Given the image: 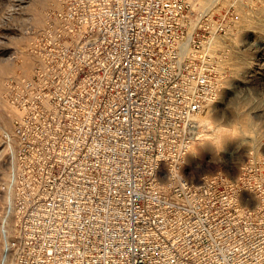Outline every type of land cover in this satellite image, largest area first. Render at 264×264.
Returning a JSON list of instances; mask_svg holds the SVG:
<instances>
[{
  "label": "built area",
  "instance_id": "built-area-1",
  "mask_svg": "<svg viewBox=\"0 0 264 264\" xmlns=\"http://www.w3.org/2000/svg\"><path fill=\"white\" fill-rule=\"evenodd\" d=\"M188 0H58L31 40L0 193V264H264V158L184 173L225 77Z\"/></svg>",
  "mask_w": 264,
  "mask_h": 264
},
{
  "label": "rangeland",
  "instance_id": "rangeland-1",
  "mask_svg": "<svg viewBox=\"0 0 264 264\" xmlns=\"http://www.w3.org/2000/svg\"><path fill=\"white\" fill-rule=\"evenodd\" d=\"M188 1L195 10L204 9L207 5L206 0H197L198 5ZM47 2L0 0V65L10 67L0 82V187L10 164L9 147L3 144L1 136L3 131L12 130L15 115L13 112L7 121V110L12 109L5 98L8 83L10 80L30 77L33 72L37 59L32 58L33 64L26 75L23 73L20 51L30 54L33 35L44 26L47 12L58 5V0ZM39 5H43L42 12L40 18H36L32 8ZM209 7L214 15H222L229 9L231 18L226 31L214 35L215 43L211 44L225 77L220 98L202 112L211 122L210 125L202 124L203 133L214 134L218 130H227L229 138L224 143L214 144L211 149L201 150L195 158L192 151L203 142V137L192 144L184 164V173L194 183L203 176L219 172L231 178L237 177L249 161L264 158V0H216ZM237 52L247 53V61L240 67V64L234 65L231 61ZM237 114L252 118V125L245 127L236 123ZM194 161L200 162L206 169L210 168V171L202 173V170H196ZM263 172L259 170L256 174ZM3 205L0 193V222ZM1 249L0 240V254Z\"/></svg>",
  "mask_w": 264,
  "mask_h": 264
},
{
  "label": "bare ground",
  "instance_id": "bare-ground-1",
  "mask_svg": "<svg viewBox=\"0 0 264 264\" xmlns=\"http://www.w3.org/2000/svg\"><path fill=\"white\" fill-rule=\"evenodd\" d=\"M38 1V0H37ZM48 0H41L42 3H46ZM216 0H206V6L204 9H207L209 10L211 7H209L213 2H215ZM53 2V1H52ZM191 2L193 3V5H198V1L197 0H191ZM38 3V2H36ZM48 3V2H47ZM46 3V4H47ZM37 5V4H36ZM43 7V5H42ZM42 7L37 6V7H33L32 8V12L35 14L34 16H39V14L42 12L41 9ZM40 9V10H39ZM31 12V13H32ZM32 13V15H33ZM33 16V18H35ZM41 16V15H40ZM39 16V18H40ZM32 18V17H31ZM37 22V20H36ZM39 22V21H38ZM264 27V25H263ZM214 37L209 39L206 43V46L208 45L209 47L211 46V44L215 43V41H213ZM30 49V48H29ZM25 50V49H24ZM22 52L21 56H22V59H23V63H22V66L24 67V70H23V73L27 75V73L29 72V69L31 67V63L33 64V62L31 60H33L32 58H36L37 59V56L34 55L32 53V51H30V54L27 52V51H20V53ZM231 61L232 63L235 65V64H240L238 67H240L241 65L245 64L246 61H247V53L245 52H237L236 54H234L232 57H231ZM237 67V68H238ZM226 68V66H225ZM10 67L9 65H0V82H1V78H2V75L5 74L6 72L10 71L9 70ZM227 74V72H226ZM1 87V85H0ZM246 97V96H245ZM11 108V107H10ZM7 110V109H6ZM10 112V113H9ZM13 110L12 109H9L7 110V115H8V118H7V121L10 119V116L12 117L13 115ZM11 114V115H10ZM200 122L201 124L203 125H210L211 122H210V119L206 117L205 114H201L200 117ZM235 122L236 123H241L243 124V126L245 127H250L252 125V118L248 117V116H244V115H240V114H237L236 115V118H235ZM216 128V127H215ZM203 137L202 138V141L197 147H194L192 153H193V158L196 157V155L201 151H205L207 150V148L210 147V149L213 147L214 144H221V143H224L228 140L229 138V133L227 130H218L216 131L214 134L212 133H203V135L201 136ZM200 137V138H201ZM205 140V141H204ZM195 160V159H193ZM194 166L196 167V170H202V173H208L210 171V168L206 169L203 167V165H201L200 162L198 161H194ZM201 173V172H200Z\"/></svg>",
  "mask_w": 264,
  "mask_h": 264
}]
</instances>
